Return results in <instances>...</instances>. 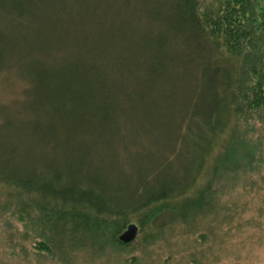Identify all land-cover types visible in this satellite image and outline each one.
I'll return each instance as SVG.
<instances>
[{
	"label": "trees",
	"instance_id": "trees-1",
	"mask_svg": "<svg viewBox=\"0 0 264 264\" xmlns=\"http://www.w3.org/2000/svg\"><path fill=\"white\" fill-rule=\"evenodd\" d=\"M62 1L0 0L2 18L16 22L17 28L24 29L26 23L38 22L47 25L52 33L55 30L59 33L52 52L46 53L44 45L37 44L36 37L33 39L43 57H54L52 65L40 66L47 68L37 69L34 83L25 82L26 88L17 106L0 104V185L17 191L20 197H28L29 206L39 207L42 216L53 218L54 223H57L56 217L80 223L94 237L110 235L112 243L129 247L130 244L120 243L118 236L132 225V218L138 219L135 225L142 233L145 229L155 231V221L166 211L173 212L177 221L188 217L208 193L214 195L215 180L224 175L253 174L260 169L264 158V0H215L216 6L211 12H202L198 0H177L168 10L165 23L176 26L186 40L194 41L202 58V72L209 78L206 89L210 94L200 101L202 110L192 108L185 112L182 124L176 125L174 140L163 145L160 154L148 162V158L133 160V177L131 172L124 173L122 169L114 172L117 169L114 165L120 156L133 150L137 152V148L124 146V153L110 155L115 156L112 167L104 168V160L108 153H113V146L126 144L127 135L121 123L124 125L133 119L128 116L132 112V95L126 93L129 92L126 88L127 84L136 86L139 81L123 79L125 74L133 75V71L118 70L124 64L119 53L125 49L113 36L116 32L120 40L127 37L124 27L129 26L131 16L125 11L103 13L100 5L88 7L82 17L83 43L80 42L78 52L64 66L63 55L56 53L63 48L65 37L61 32L65 27L62 25L61 29L62 23L54 21L49 12V7L61 6ZM49 17L51 26L46 23ZM104 31H108L109 39L102 37ZM91 34L99 37V47H92L95 42ZM23 42L27 44L29 40L23 39ZM156 43L164 52V38ZM208 46L220 57L206 53ZM11 56L9 52L5 57ZM90 59V65L76 75L79 67ZM175 59L170 58L169 63ZM236 60L239 66L232 65ZM164 66L160 62L158 68L152 67L154 70L151 68L148 72L157 73ZM8 69L1 67L0 72H9ZM149 78L151 73L146 75L147 81ZM199 98L193 97L192 103H199ZM25 100L30 104L26 109ZM57 130L78 131L84 136V141L77 145V154L67 158L70 166L51 167L48 174L33 173L22 167L17 150L23 147L24 140H17L37 136L39 141L55 143L53 135ZM191 153L198 159L197 172L190 178L183 177L187 161L180 173L173 167L179 156L187 157ZM87 159L101 164V172H93L90 166L72 165L84 164ZM205 168L210 170L211 177L195 200L190 198L184 202L189 205L188 210L180 214L166 206L188 198L205 175ZM102 170L109 172L103 176Z\"/></svg>",
	"mask_w": 264,
	"mask_h": 264
},
{
	"label": "rangeland",
	"instance_id": "rangeland-1",
	"mask_svg": "<svg viewBox=\"0 0 264 264\" xmlns=\"http://www.w3.org/2000/svg\"><path fill=\"white\" fill-rule=\"evenodd\" d=\"M198 1L202 12H211L216 6L215 0ZM176 2L64 0L61 6L49 7L53 20L62 23L61 29L65 27L61 32L65 37L63 48L56 53L63 55L64 66L78 52L80 42L83 43L85 25L82 17L88 7L100 5L103 13L125 11L131 16L129 26L124 27L128 32L127 37L120 40L116 32L113 36L125 49L119 53L124 64L118 70L133 71V75L125 74L123 79L127 80L123 81H139L136 86L127 84L126 88L130 92L126 93L132 95V112L128 116L133 119L127 124L121 123L122 131L127 135L126 144L113 146V153H108L104 160L105 169L112 167L118 152L124 153V146L137 148V152L133 150L120 156L114 165L117 167L114 172L122 169L129 174L133 160L148 158V162L154 155L160 154L161 147L174 140L176 125L182 124L185 112L192 108L202 110L200 101L210 94L206 89L209 78L202 72V58L197 54L194 41L186 40L176 26L165 23L166 13ZM50 17L47 22L43 20L51 26ZM17 26L16 22L4 20L0 10V69L9 68V72H0V104L11 107L17 106L22 99L26 83H34L37 69L52 65L51 59L54 57H43L33 39L36 37L37 44L44 45L47 53L54 49L59 35L56 30L52 33L47 25L38 22L26 23L24 29ZM5 36L8 38L3 41ZM91 37L95 42L92 47H99V37L94 34ZM102 37L109 39L108 31H104ZM162 38L166 46L164 52L156 43ZM23 39L29 42L26 44ZM9 52H12V56L5 57ZM206 53L220 57L209 46ZM173 57L176 59L170 64L169 60ZM91 62L92 59L84 62L76 75L83 73V68H87ZM160 62L165 64V68L153 73V68H158ZM232 65L239 66L238 60ZM151 68L153 70L148 72ZM134 71H138L137 75ZM146 72L151 73L148 81ZM160 75L162 77L157 79ZM195 96L200 98L199 103L194 105L191 99ZM29 105L25 100V109ZM38 117L43 123L40 115ZM31 118L29 114V120ZM194 127L195 122L192 123ZM53 136L55 143L39 141L37 136L18 139L24 140L23 147L17 150L22 167L33 173L48 174L51 167L64 169L70 166L71 157L77 154L78 143L84 141L83 134L57 130ZM112 154L115 156H110ZM176 161L178 163L173 169L177 173L181 172L186 161L188 163L185 175L181 176L190 178L197 172L198 159L192 153L187 157L179 156ZM72 165L77 168L90 166L93 172H101L99 169L102 168L101 164L89 159L84 164ZM259 168L253 174L224 175L215 180L212 184L215 194L208 193L207 198L198 202L200 206L191 211L188 217L176 221L173 212L166 211L155 221V231L145 229L142 233L138 228L140 233L137 240L129 247L112 243L110 235L94 237L86 233L80 223L65 222L58 217L54 219L57 223H54L53 218L42 216L39 207H30L28 197H20L17 191L0 185V264H264V158ZM205 170V175L188 198L177 199L166 206L180 214L188 210L189 205L186 206L184 202L190 198L195 200L211 177L210 170ZM107 172L102 170L101 174L104 176ZM130 177H133L132 172ZM36 204L42 205L40 202ZM132 219V224L138 220L135 217Z\"/></svg>",
	"mask_w": 264,
	"mask_h": 264
},
{
	"label": "water",
	"instance_id": "water-1",
	"mask_svg": "<svg viewBox=\"0 0 264 264\" xmlns=\"http://www.w3.org/2000/svg\"><path fill=\"white\" fill-rule=\"evenodd\" d=\"M138 227L135 224L129 225L123 233L118 237L119 242L124 244H132L138 236Z\"/></svg>",
	"mask_w": 264,
	"mask_h": 264
}]
</instances>
